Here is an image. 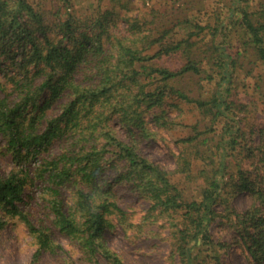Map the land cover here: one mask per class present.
I'll list each match as a JSON object with an SVG mask.
<instances>
[{
    "label": "trees",
    "instance_id": "trees-1",
    "mask_svg": "<svg viewBox=\"0 0 264 264\" xmlns=\"http://www.w3.org/2000/svg\"><path fill=\"white\" fill-rule=\"evenodd\" d=\"M59 1L66 10L71 8L69 0ZM231 1V12L239 15L236 25L249 36L264 66V0L254 11L250 0ZM66 15L57 26L60 38H50L43 12L28 0H0V71L8 61L12 72L5 80L16 93L14 100L0 96V134L16 161L23 153L25 160H33L51 152V159L41 163L39 177L50 185L52 217L50 227L38 226L19 209L31 180L29 168L23 166L0 178V232L7 219L25 223L37 246L35 262L43 254L63 252L54 230L76 240L87 264H124L107 246L106 236L113 227L110 217L122 224L127 219L114 191L120 187L147 204L148 218L166 219L171 264H228L225 258L233 245L241 248L246 264H264V170L251 175L238 162L245 157L256 159L254 168L264 166V125L257 122L248 128L240 118L228 116L237 108L227 88L234 79V58L222 50L213 59L224 87L211 100L197 101L175 86L177 77L198 73L197 63L189 61L177 71L151 63L182 50V42L164 47V37L151 41V30H137L131 23L121 30L113 26L112 9L80 19ZM145 43L161 44L147 56L141 46ZM178 100L201 109L208 106L215 118L226 120L216 142L214 133L196 126H191L195 135L178 142L197 145V161L204 166L198 200L184 199L166 171L140 151L158 130L176 125L170 116ZM115 120L125 137L113 129ZM176 161L180 172L190 173L185 157ZM103 177L111 182L102 184ZM63 190L71 193L68 211ZM243 193L253 202L238 212L231 202ZM213 224L226 239L214 237Z\"/></svg>",
    "mask_w": 264,
    "mask_h": 264
},
{
    "label": "rangeland",
    "instance_id": "rangeland-1",
    "mask_svg": "<svg viewBox=\"0 0 264 264\" xmlns=\"http://www.w3.org/2000/svg\"><path fill=\"white\" fill-rule=\"evenodd\" d=\"M28 1L35 9L43 12L44 24L48 28L46 34L50 38H60L57 26L67 18L68 13L80 19L95 16L97 11L112 9L115 22L110 20V25L114 22L113 26L126 30L131 23L137 26V30H151V41L157 42L160 37H164V47L182 42V50L161 55L151 63L172 71L179 70L189 61L197 63V74L177 77L175 83L176 87L197 101L211 100L224 87V84H219L222 71L213 62L223 50V55H230L235 60L234 79L230 80L227 88L232 90L229 92V100L234 101L237 108L231 110L228 116L234 118L233 120L240 118L241 125L248 128L257 122L264 125V66L257 60L249 43V36L243 28L236 25L239 15L231 12V0H69L71 8L68 10L59 0ZM259 1L250 0V10L254 11L255 4L258 5ZM113 26L110 32H113ZM137 38L138 36H132V40H138ZM146 44L141 45L145 48L144 54L151 56L161 43L150 44V47ZM7 66L8 61H5L0 71V96L14 100L16 93L5 80V75L12 72ZM228 70H232V65ZM249 102L252 106H248ZM175 105L178 109H171L170 119L176 125L170 129L158 130L153 139L142 143L140 151L151 163L166 171L169 181L181 191L184 199L198 200V188L203 182L200 170L204 166L201 161H197V145L189 147L178 142L189 135H195L191 126H196L201 132L208 129L210 134L214 133L216 142L221 137L226 120L223 117L215 118L208 106L201 109L179 100ZM118 123L115 120L112 127L120 137H125V131ZM56 153L57 149H54L53 155ZM24 154L21 155V160H14L7 147V138L0 134V178L6 177L12 171L22 170L23 166L28 167L31 180L24 189L23 199L18 207L28 214L34 224L50 227V185L46 177H39V173L44 167L41 163L51 159V152L38 155L33 160H25ZM242 154L245 155V152ZM180 156L189 162L186 168L190 169V173L187 175L177 168L176 160ZM238 162L251 175L256 172L261 174L264 170V166L259 163L254 168L256 159L242 157ZM100 182L104 184L111 181L103 177ZM114 191L119 192V205L127 219L122 224L110 217L113 227L107 231V246L122 257L124 264H171V228L166 219L160 216L148 218L147 204L140 202L135 194L120 187L114 188ZM62 194L65 209L68 211L72 205L71 193L63 190ZM252 202V198L243 193L231 203L236 211L243 212ZM145 218L148 219L144 220ZM211 229L215 238H227L216 224ZM53 232L56 242L63 247V252L55 255L43 254L35 262L37 246L25 223L17 218L7 219L0 232V264H87L76 240H70L54 230ZM240 249L238 245L231 246L225 258L228 264H246Z\"/></svg>",
    "mask_w": 264,
    "mask_h": 264
}]
</instances>
